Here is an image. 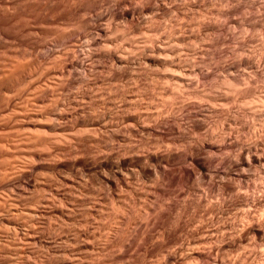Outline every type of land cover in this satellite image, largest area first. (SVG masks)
I'll return each mask as SVG.
<instances>
[{
  "label": "bare ground",
  "instance_id": "obj_1",
  "mask_svg": "<svg viewBox=\"0 0 264 264\" xmlns=\"http://www.w3.org/2000/svg\"><path fill=\"white\" fill-rule=\"evenodd\" d=\"M0 264H264V0H0Z\"/></svg>",
  "mask_w": 264,
  "mask_h": 264
},
{
  "label": "rangeland",
  "instance_id": "obj_2",
  "mask_svg": "<svg viewBox=\"0 0 264 264\" xmlns=\"http://www.w3.org/2000/svg\"><path fill=\"white\" fill-rule=\"evenodd\" d=\"M254 9L257 11L256 8H254ZM254 9L251 8V10H250L251 13L254 11ZM252 10H253V11H252ZM256 11L253 12V13L255 14ZM251 13H250V14H251ZM253 13H252V14H253ZM250 14H249V15H250ZM54 16H55V15H54ZM236 17L239 18V17H240V14H239V15L237 14ZM55 18H56V16H55ZM45 26L48 27V28H50V27H49L50 25H45ZM45 26H44V28H46ZM52 26H53V25H52ZM51 28H52V27H51ZM46 29H47V28H46ZM46 38H48L49 40H48V39H47V40L50 41V42L52 43V41H51L50 39H53V36H52V38H51V36H50V37H46ZM72 38H74V39H72ZM75 39H76V37L74 36V37H71V38H67L66 40L68 41V44H69V43H71L72 41H75ZM66 40H63V42H62L63 45H66V44H65V43H67ZM65 41H66V42H65ZM62 43H61V46L63 47ZM235 43H236V42H235ZM55 46H56V45H55ZM57 47L60 48L59 45H57ZM63 48H64V47H63ZM65 48H66V46H65ZM65 48H64V49H65ZM62 50H63V49H62ZM69 54H70V53H69ZM47 162H48V161H47ZM43 173H44V172H43ZM43 173H42V175H41V177H40V178H42V179L44 178V175H45V177H46L45 179L53 177V176H52L53 174H52V173L50 174V172H45L44 174H43ZM48 173H49V174H48ZM48 175H49V176H48ZM50 176H51V177H50Z\"/></svg>",
  "mask_w": 264,
  "mask_h": 264
}]
</instances>
